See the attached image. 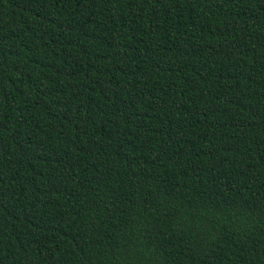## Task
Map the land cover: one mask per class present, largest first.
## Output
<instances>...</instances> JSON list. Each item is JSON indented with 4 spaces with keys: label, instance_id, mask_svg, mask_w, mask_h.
I'll list each match as a JSON object with an SVG mask.
<instances>
[{
    "label": "trees",
    "instance_id": "1",
    "mask_svg": "<svg viewBox=\"0 0 264 264\" xmlns=\"http://www.w3.org/2000/svg\"><path fill=\"white\" fill-rule=\"evenodd\" d=\"M0 264H264V0H0Z\"/></svg>",
    "mask_w": 264,
    "mask_h": 264
}]
</instances>
